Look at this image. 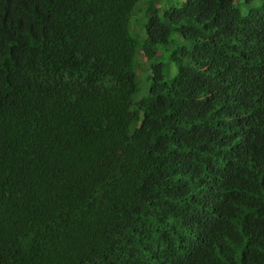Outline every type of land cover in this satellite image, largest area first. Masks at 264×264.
<instances>
[{"label":"trees","instance_id":"16d2710c","mask_svg":"<svg viewBox=\"0 0 264 264\" xmlns=\"http://www.w3.org/2000/svg\"><path fill=\"white\" fill-rule=\"evenodd\" d=\"M0 264H264V0H0Z\"/></svg>","mask_w":264,"mask_h":264},{"label":"rangeland","instance_id":"374dc122","mask_svg":"<svg viewBox=\"0 0 264 264\" xmlns=\"http://www.w3.org/2000/svg\"><path fill=\"white\" fill-rule=\"evenodd\" d=\"M172 36H173V35H172ZM173 43L179 44V43H181V41L179 40V38L176 39V37H174L173 42H171V43L169 44V47H168L169 49L166 51L165 56H164V55H161V54L159 53V54H158L155 58H153L152 60L147 61V60L144 58V59H145V63L147 64V69H148V70L150 69V67H151L152 65L161 64V65L164 66V69L167 70V72H168V71H170L171 73L176 72V69H175L174 64L171 63V62L168 60V58H167L169 52L172 50ZM161 51H163V50L161 49L159 52H161ZM136 59H137V57H136ZM138 59H139V62H141V64H138V65H137V66H138V69H137V76H138V77H137V82L139 83V89L141 88V89H140V90H141V96H143V95H145V93H146V91H147V84H146V87H145V91L142 90V88H144V78H143V75H142L141 70H142V68H144V64H143V62H142V60L144 61V59L141 58V57H139Z\"/></svg>","mask_w":264,"mask_h":264}]
</instances>
